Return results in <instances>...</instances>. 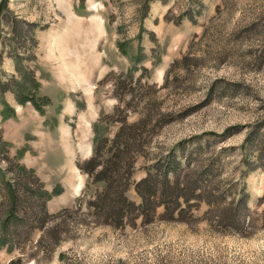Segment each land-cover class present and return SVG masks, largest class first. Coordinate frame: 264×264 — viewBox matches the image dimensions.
Masks as SVG:
<instances>
[{"label":"rangeland","instance_id":"374dc122","mask_svg":"<svg viewBox=\"0 0 264 264\" xmlns=\"http://www.w3.org/2000/svg\"><path fill=\"white\" fill-rule=\"evenodd\" d=\"M2 1L0 85L13 90L0 92V264H264V0H155L147 17L144 0ZM16 21L34 31L17 38ZM117 107L129 124L154 116L128 197L141 203L135 186L158 161L193 176L212 164L226 201L250 194L241 233L206 221V202L190 223L161 221L160 207L122 228L80 209L97 187L79 164L117 132L99 123ZM45 201L68 212L43 228Z\"/></svg>","mask_w":264,"mask_h":264},{"label":"trees","instance_id":"16d2710c","mask_svg":"<svg viewBox=\"0 0 264 264\" xmlns=\"http://www.w3.org/2000/svg\"><path fill=\"white\" fill-rule=\"evenodd\" d=\"M153 1L155 0L143 1L141 11L144 17H147L150 4ZM2 2L5 3L6 0ZM33 28L34 24L16 21L13 31L17 38H22L25 36L24 29L33 30ZM32 40L35 41L34 38ZM183 60V63L188 62L187 58ZM144 72H148V69H144ZM124 83L119 84L122 89ZM11 90H13V87L10 82L0 85V92L2 93ZM142 101L145 102L146 99L144 98ZM122 110L124 109L117 107L112 114L103 115L99 119L101 124L103 121H109V123L118 124L119 128L112 138L97 137L94 141L91 158L79 164V166L81 165V171L89 178L87 190L91 191V187H97L91 200L87 201L85 199L87 194H83L78 200L80 209L82 208L81 205L85 203L88 213L99 218L100 222L122 228L126 224L135 226L139 219L144 225L153 223L157 220V211L160 207L164 209L159 218L161 221L190 223L194 220V211L199 209L202 202H206L209 206L205 214L206 221L215 223L216 227L224 231L239 233L238 226L243 221L241 213L248 212L250 209V194L246 191L245 185H241L237 196L238 203H236L235 198L232 202L226 201L230 193L221 192L220 184L217 186L212 164L204 169L201 167L202 170L193 176L183 174L182 164L172 158L165 162L158 161L153 167L154 171L149 170L147 176L135 186L136 192L141 198V203L137 204L128 197L127 193L133 185L135 154L142 151L144 146L143 132L152 123L154 116L149 112L147 117L129 124L127 115L118 119L115 118V115L122 112ZM164 120L167 121L169 118L161 116L157 120L156 126L166 123V121L163 122ZM195 155L198 157L202 153L200 150H196ZM190 167L189 163L188 168ZM246 167L244 177L252 171L249 164ZM235 187L238 186L234 185L233 188ZM10 197L12 200H16V194L10 193ZM194 199L199 200L198 204H190ZM260 203H264V195L260 199ZM184 204L187 206L184 207ZM42 207L45 218L42 223L43 228L46 227L48 218L58 219L66 214L64 212H68V210H63L50 215L45 211L46 201L42 204ZM217 223L220 225H216ZM56 225L50 232L48 231V241L52 245L60 242L55 234ZM20 260H12L10 264H17Z\"/></svg>","mask_w":264,"mask_h":264}]
</instances>
